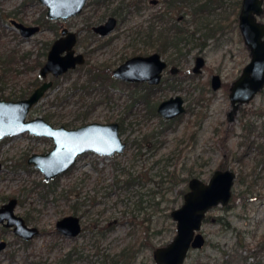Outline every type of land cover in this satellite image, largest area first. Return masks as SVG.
Listing matches in <instances>:
<instances>
[{"label":"rangeland","instance_id":"374dc122","mask_svg":"<svg viewBox=\"0 0 264 264\" xmlns=\"http://www.w3.org/2000/svg\"><path fill=\"white\" fill-rule=\"evenodd\" d=\"M93 1L87 0L80 14L65 21H47L46 7L38 0H0V98H20L18 94L35 86L46 56L43 53L59 34L54 30L59 32L63 24L78 33L75 49L86 60L57 77L49 74L46 79L52 78L53 84L26 118L47 115L51 124L70 128L89 121H118L121 138L127 142L122 152L112 155L83 153L70 170L46 185L41 171L27 158L33 152L49 150L52 139L28 132L0 139V205L16 197L15 212L41 229L24 243L11 228L0 224V239L7 242L0 250V264H103L125 257L122 250L134 242L143 243L135 260L116 264H156L153 249L169 243L176 233L170 212L183 201L179 190L187 180L182 177L196 175L207 181L219 161L235 174L231 196L227 203L208 209L200 228L206 242L190 249L183 264L220 261L223 249L239 257L248 254L249 249L239 244L254 247L264 243V85L247 102L232 104V83L251 56L250 47L238 39L239 27H229L228 40L224 38L219 48L209 39L210 45L203 50L195 46L182 56L177 65L196 75L148 87V100L133 102L148 88L116 80L111 71L134 52L156 50L152 47L156 44L144 43L141 31L154 24L153 16L164 4L162 0L156 4L125 0L123 9L113 14L111 7L120 0H112L110 7H96ZM262 3V11L254 13V19L264 23V0ZM183 7L172 9L168 16L184 20L189 30L203 22L190 18ZM109 15L117 17L115 28L105 36L96 34L92 25ZM11 18L38 24L40 30L22 36ZM166 54L161 55L169 62L172 51ZM197 54L204 56L205 65L194 73L191 68ZM169 66L166 77L171 74ZM211 70L229 82V89L211 88L207 83ZM172 82L174 86L168 84ZM176 94L184 98L186 110L166 119L155 105ZM247 122L251 132L245 139ZM173 170L177 174L174 185L169 174ZM67 214L80 217L78 236L69 238L52 231L56 220ZM133 216L144 220L143 224L132 222ZM257 260L264 264V249L258 251V257L250 254L246 261L234 264Z\"/></svg>","mask_w":264,"mask_h":264},{"label":"water","instance_id":"95a60500","mask_svg":"<svg viewBox=\"0 0 264 264\" xmlns=\"http://www.w3.org/2000/svg\"><path fill=\"white\" fill-rule=\"evenodd\" d=\"M40 1L47 6V15L52 19H66L76 15L86 2V0ZM261 11L262 0H243L239 26L245 41L251 47L252 57L243 67L242 74L232 84L230 99L234 106L249 100L264 85V23L254 19V13ZM11 22L22 36H31L39 30L38 25H27L16 19H11ZM115 24L116 17L109 16L105 22L93 26V29L105 35ZM76 40L75 31L69 30L66 26L62 27L61 35L53 40L45 61L39 67V74L46 77L51 73L57 77L68 69L82 64L85 57L82 52H75ZM203 64L204 57L196 56L193 72L200 71ZM166 65L167 62L157 52L134 55L117 65L112 70V75L120 80L157 84ZM175 70L177 69L172 67V71ZM52 83L51 78L44 80L23 98H0V139L22 132L51 138L52 148L44 153L33 152L27 158L28 163H32L41 171L45 180L66 172L74 165L78 156L85 152L112 155L124 150L126 142L121 138L117 121H89L70 128L63 124L55 126L43 116L26 118L28 111ZM211 86L213 89L220 86L218 74L212 75ZM183 101L180 94L171 96L158 103L157 112L164 118H172L185 111ZM234 176V172L226 168L215 169L207 181L198 176L188 179V189L183 193L181 205L170 212L176 221V233L169 243L156 246L152 251L157 264H183L190 249L199 248L205 243V236L200 229L202 220L210 207L228 202ZM15 203L16 198L12 197L0 206V222L12 226L17 234L30 238L38 233V227L28 225L22 216L14 213ZM56 229L66 235H76L81 229L79 217L73 214L64 215L56 221Z\"/></svg>","mask_w":264,"mask_h":264},{"label":"trees","instance_id":"16d2710c","mask_svg":"<svg viewBox=\"0 0 264 264\" xmlns=\"http://www.w3.org/2000/svg\"><path fill=\"white\" fill-rule=\"evenodd\" d=\"M177 0H166V6L168 8H171L173 5H176L175 3ZM178 3L183 4V12L190 14V18H201L203 22H199V24L196 25L195 28L189 30L184 27V20L177 21V20H166L165 23L161 24V26L158 28L153 23L148 26L147 30H144V32L141 31L145 35V37L148 39L150 44L157 43L159 46V49L162 52H166L167 50H172L175 54L172 59L173 62L176 64H179V60H181L183 55H186L188 51L191 50V48L198 46L199 51L206 48V46L209 44V39H213L216 43L220 41V39L229 31L226 30V27H230L232 24L236 25L238 23V17L242 6V0H179ZM222 11H219L217 13V8H221ZM122 9L120 6H117L112 9L113 14H117L116 10ZM181 10V9H180ZM213 10V11H211ZM211 12H215L218 14L217 17L211 18L209 15ZM121 14V13H120ZM156 15H158L156 13ZM155 15V16H156ZM182 23V24H181ZM232 27V26H231ZM55 32H58L57 29L54 30ZM221 42V41H220ZM185 49V51L183 50ZM43 54L46 55L44 52ZM41 63H43L41 61ZM40 63V64H41ZM180 73H183L184 75H195L191 74L190 70L184 69L183 67L180 68ZM39 76L36 77V83L38 81ZM181 81L182 78H177L176 81ZM170 82V80H167ZM175 81V79H174ZM35 83V84H36ZM172 82L171 84H173ZM38 84V83H37ZM36 84V85H37ZM32 90V89H31ZM31 90H27L26 93L18 94V97H25L27 96ZM149 91V88L148 90ZM146 91V93H148ZM142 98H140L142 101L146 99L145 95H141ZM47 118L48 116L45 115ZM50 118V117H48ZM227 165L224 163L219 162L216 165V168H226ZM172 177L173 185L177 183V174L173 171L169 172ZM188 176L182 177V180H187ZM46 185H48L49 181H46ZM187 188V185L183 187V189H180L179 192L183 193ZM132 222H137L140 224H143L144 220H138L135 219V217H131L130 219ZM148 229H145V232ZM141 242H134L128 245L127 247L122 250V252L125 253V257L123 258H112L109 260V262H104L103 264H116L118 261L122 260L124 263H131L133 262V259L137 257V252L142 248ZM222 258L221 260H217L216 262H210V261H200L197 264H226L228 261V264H234V262H240V258H233L231 257L229 260L225 258V252L222 251ZM245 255V259L246 260ZM235 257V255H234ZM156 263V262H155ZM157 264V263H156Z\"/></svg>","mask_w":264,"mask_h":264},{"label":"flooded vegetation","instance_id":"af4514ba","mask_svg":"<svg viewBox=\"0 0 264 264\" xmlns=\"http://www.w3.org/2000/svg\"><path fill=\"white\" fill-rule=\"evenodd\" d=\"M40 3H42L40 0H38ZM111 1L112 0H94L93 1V3L94 4H96V7H100V6H102V5H106L107 7H110V5H111ZM178 1L179 0H177L176 2L177 3H175L176 5H173L171 8H168L167 6H166V0H162V3L164 4V8L161 10V11H159V12H156L158 15H154L153 16V19L155 18L156 20H155V22H154V24H156V26H157V24H159V26H161V24H163V23H165L166 22V20H177V21H179V19H177V18H174V17H170V16H168V13L173 9V10H175V11H179L180 10V6L182 5H180V3H178ZM86 2H87V0H86ZM86 2H85V4H86ZM125 2V0H120L118 3H116L115 5H113L111 8L113 9V8H115V7H117V6H120L121 8H122V6H123V4H125L124 3ZM149 2L150 3H153V2H151L150 0H149ZM159 2V0H156V2H154L153 4H156V3H158ZM242 2H243V0H242ZM43 4V3H42ZM85 4H84V6H85ZM133 4V3H132ZM45 5V4H44ZM138 5V3L136 2L135 3V6H137ZM84 6H83V8H82V10L84 9ZM45 7H46V17H45V19L48 21V20H55V21H58V20H62V21H65V20H67V19H69V18H71V17H73V16H76V15H78V14H80L81 12H82V10L78 13V14H76V15H72V16H70V17H68V18H66V19H63V18H58V19H52V18H49L48 17V15H47V6L45 5ZM242 7V6H241ZM124 8H127L126 7V5H125V7ZM262 8H263V3H262ZM123 9V8H122ZM211 11H213V10H211ZM219 11H222V7L221 8H217V13H219ZM241 11V10H240ZM211 13H213V14H217V13H215V12H211ZM240 14V13H239ZM109 16H114V15H109ZM109 16H107V18L109 17ZM116 17V16H115ZM106 18V19H107ZM11 19H14V18H11ZM11 19H10V22H11ZM106 19L103 21V22H105L106 21ZM18 21V20H17ZM41 22V21H40ZM103 22H100V23H103ZM12 23V22H11ZM42 23V22H41ZM100 23H97V24H95V25H98V24H100ZM259 23H262V22H259ZM13 24V23H12ZM116 24H117V17H116ZM116 24H115V26H116ZM14 25V24H13ZM34 25H36V24H34ZM38 25V24H37ZM95 25H92V30L96 33V34H98V35H100V36H105V35H107V34H109L114 28H115V26H114V28L109 32V33H107V34H105V35H101V34H99L98 32H96L94 29H93V26H95ZM39 26V30H40V25H38ZM65 25H61V27H60V31L59 32H57V34H58V36H56L55 38H57V37H59L60 35H61V29H62V27H64ZM234 27H239V30H240V33H241V35H240V33H239V35H238V39H240V41H244V43L245 44H247L249 47H250V45L245 41V38H244V36H243V34H242V32H241V29H240V26H239V17H238V23L236 24V25H233ZM67 27V26H66ZM69 30H72V29H70L69 27H67ZM229 27H226V30H228V31H230V28L228 29ZM38 30V31H39ZM74 31V30H73ZM76 32V31H75ZM77 33V32H76ZM144 38H143V41H144V43L145 44H150L149 43V41H148V39L145 37V35L143 36ZM54 38V39H55ZM224 38L226 39V41L228 40V38L226 37V34L220 39V41H218L217 43H215V46H214V48H219V46H221L222 44H224V42H225V40H224ZM263 38H264V36H263ZM53 39V40H54ZM53 40H52V42H53ZM77 40H78V33H77ZM77 40H76V42H75V45H76V43H77ZM239 41V42H240ZM51 42V43H52ZM132 43H135V42H133L132 41ZM153 44H156L157 46H152V47H154L156 50L155 51H152V52H149V53H145V51H141V52H138V53H136V52H134L132 55H130L129 57H127L126 59H128V58H130V57H132V56H134V55H148V54H151V53H154V52H157V53H159L160 54V56L162 57V55L161 54H163V55H165L166 54V52L167 51H172V50H167L166 52H162L160 49H159V46H158V44L157 43H153ZM153 44H150V45H153ZM75 45H74V48H75ZM50 46H51V44H50ZM50 46H49V48H50ZM49 48H48V50H49ZM136 48H139L138 46H136ZM48 50H47V52H48ZM47 52H46V55H47ZM75 52H78V51H76V49H75ZM83 53V52H82ZM250 53H251V56H250V58H249V60L246 62V63H248L249 61H250V59H251V57H252V50H251V47H250ZM172 54H173V57L175 56L174 54V52L172 51ZM83 55H84V57H85V54L83 53ZM167 55V54H166ZM198 55H202V54H197V55H195V58H196V56H198ZM203 56V55H202ZM204 57V56H203ZM163 58V57H162ZM195 58H194V64H195ZM45 59H46V56H45ZM45 59H44V61H45ZM125 59V60H126ZM166 62H167V65L164 67V69L162 70V73H161V79H160V82L159 83H157V84H149V83H147V81H142V82H132V81H125V80H120V79H116V78H114L113 77V75H112V77L114 78V79H116V80H119V81H124V82H128V83H134L135 85H144L146 88H148V87H155L156 85H158V84H160L161 82H164V81H166V80H176L177 78H182V79H184V74L183 73H180V68L181 67H179L175 62H173L172 61V59H174V58H172V59H169V62L170 63H174L175 65H172V66H169V62L165 59V58H163ZM85 60H86V57H85ZM124 60V61H125ZM43 61V62H44ZM85 62V61H84ZM83 62V63H84ZM123 62V61H122ZM121 62V63H122ZM245 63V64H246ZM245 64H244V66H245ZM42 65V64H41ZM40 65V66H41ZM204 65H205V58H204V64H203V66L200 68V71H201V69L204 67ZM169 66V72L171 73L170 75H169V77H166L165 76V71H167V67ZM194 66V65H193ZM243 66V67H244ZM76 67V66H75ZM74 67V68H75ZM172 67H174V68H176L177 70H175V71H172ZM243 67H242V70H241V74H242V71H243ZM74 68H71V69H74ZM114 69V68H113ZM112 69V70H113ZM191 69H193V67L191 68ZM68 70H70V69H68ZM67 70V71H68ZM193 71V70H192ZM212 72H210V78H208V81H207V83L208 84H210V86H211V78H212V75L213 74H218L219 76H220V86L217 88V89H219V88H227V89H229V82L228 81H224L223 79H222V76L220 75V73H218V72H214V70H211ZM199 72V71H198ZM194 73H196V72H194ZM52 75L51 73H48L47 74V76L48 75ZM111 74H112V71H111ZM179 74V75H178ZM240 74V75H241ZM196 75V74H195ZM239 75V76H240ZM38 76H39V80L37 81V85H39L40 83H42L44 80H46V77H42L40 74H39V71H38ZM53 76V75H52ZM238 76V77H239ZM237 77V78H238ZM43 79V80H41L40 81V79ZM236 78V79H237ZM50 79V78H49ZM52 79V78H51ZM235 79V80H236ZM53 80V79H52ZM234 80V81H235ZM40 81V82H39ZM35 84V86H33V88H32V90L37 86ZM53 84V83H52ZM168 84H171V83H168ZM233 84V83H232ZM173 86L175 85V83H173L172 84ZM211 88H212V86H211ZM211 88L209 87V90H211ZM213 89V88H212ZM31 90V91H32ZM261 90V88L257 91V92H259ZM148 93H146V92H143L142 93V95H145V97H146V99L144 100V101H142L140 98H142V97H139V95H137L134 99H133V102H136V101H140V102H146L147 100H148V98H149V95H150V92H151V90H149V91H147ZM256 92V93H257ZM255 93V94H256ZM30 94V93H29ZM28 94V95H29ZM27 95V96H28ZM172 95H170L169 97H171ZM26 97V96H25ZM168 97V98H169ZM21 98H23V97H21ZM17 99H19V98H17ZM165 99H167V98H165ZM184 99V98H183ZM162 100H164V99H162ZM161 100V101H162ZM248 101V100H247ZM247 101H245V102H247ZM160 102V101H159ZM183 104H184V106H185V101H183ZM240 103H238V105H239ZM158 105V104H157ZM157 105H155V107H156V110H157ZM185 110H186V106H185ZM185 112V111H184ZM248 111H246V113H247ZM180 114H178V115H176V116H174V117H172V118H175V117H177V116H179ZM45 118V117H44ZM172 118H166V119H172ZM46 119V118H45ZM47 120V119H46ZM118 122V121H117ZM119 123V122H118ZM246 125H248L246 128H247V130H246V133H245V135H246V138L245 139H248L249 137H250V122H247L246 123ZM226 132H227V130H226ZM124 140V139H123ZM125 141V140H124ZM252 141V139L250 138L248 141H247V146H249L250 145V142ZM126 142V141H125ZM126 144H127V142H126ZM126 147V146H125ZM52 148V147H51ZM48 151V150H47ZM47 151H45V152H47ZM245 152V151H244ZM41 153H44V152H41ZM243 155V154H242ZM238 158H239V156H238ZM77 161V160H76ZM219 162H221V163H224L223 161H219ZM218 162V163H219ZM76 163V162H75ZM74 163V164H75ZM32 164V163H31ZM72 168V166L68 169V170H70ZM227 168V167H226ZM226 168H216V169H226ZM67 170V171H68ZM215 170V169H214ZM65 173V172H64ZM63 174V173H62ZM61 175V174H60ZM59 175H57V176H55L54 178H52V179H50V180H54V179H56L57 177H58ZM192 176H196V175H192ZM192 176H190V177H192ZM189 177V178H190ZM188 178V179H189ZM188 179H187V182H188ZM50 180H45V181H50ZM188 189V186H187V188H186V190ZM185 190V191H186ZM184 191V192H185ZM183 192V193H184ZM10 198H12V197H10ZM9 198V199H10ZM14 198H16V197H14ZM8 199V200H9ZM7 200V201H8ZM7 201H5V202H3L2 204H4V203H6ZM17 203H18V200H17V198H16V203H15V206H14V213L15 214H17L16 212H15V207H16V205H17ZM1 204V205H2ZM0 205V206H1ZM17 215H19V214H17ZM68 215V214H67ZM20 216H22V215H20ZM23 217V216H22ZM63 217V216H62ZM79 217V216H78ZM24 218V217H23ZM61 218V217H60ZM24 220H25V222L27 223V221H26V219L24 218ZM58 220V219H57ZM56 220V221H57ZM79 220H80V217H79ZM4 222H6V219L4 220ZM0 224L1 225H3V226H6V227H9V228H11L12 230H13V232L21 239V240H23V242L24 243H28L31 239H33L36 235H38L39 233H40V231H41V229H39L38 228V233H36V234H34L32 237H30V238H26V237H23V236H21V235H19V234H17L15 231H14V229H13V227L12 226H7V225H4V223L3 222H0ZM28 224V223H27ZM80 224H81V221H80ZM29 225V224H28ZM30 226H33V225H30ZM52 231H54V232H56V233H59V234H61V235H63V236H65V237H69V238H71V237H75V236H78L80 233H81V231H82V224H81V229H80V231L76 234V235H66V234H64V233H61L58 229H56V223H55V229H52ZM205 242H206V237H205ZM1 243H4V244H1ZM0 245H2L1 247H0V250L1 249H4L6 246H7V242H6V240H4V239H0ZM241 247H243V248H248L249 249V253L248 254H246L247 256H246V260H247V258L250 256V254H253V255H255V256H257L258 257V251L260 250V249H264V243H262V244H260V243H258L257 245H255L254 247H251V246H248V245H241V244H239ZM239 248V247H238ZM237 248V249H238ZM222 251H224L225 252V255L227 254L228 256L227 257H225V258H227V260H229L231 257H233V258H240L241 260H240V262H244V261H246V260H244L245 259V255L244 256H242V257H239V255H237V254H232L233 252H231V253H228V251L227 250H225V249H223ZM137 254H138V252H137ZM234 255H235V257H234ZM65 259H67V258H65ZM109 260H111V259H109ZM109 260H106L105 262H109ZM104 261V260H103ZM102 261V262H103ZM104 263V262H103ZM229 263V261L226 263V264H228ZM251 264H262L261 263V261H259V260H257V261H255L254 263H251Z\"/></svg>","mask_w":264,"mask_h":264}]
</instances>
